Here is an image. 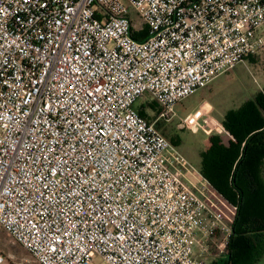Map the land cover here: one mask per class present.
<instances>
[{
	"label": "built area",
	"instance_id": "1",
	"mask_svg": "<svg viewBox=\"0 0 264 264\" xmlns=\"http://www.w3.org/2000/svg\"><path fill=\"white\" fill-rule=\"evenodd\" d=\"M262 48L264 0H0V228L40 264L226 257L237 204L155 120L207 130L175 104Z\"/></svg>",
	"mask_w": 264,
	"mask_h": 264
},
{
	"label": "trees",
	"instance_id": "2",
	"mask_svg": "<svg viewBox=\"0 0 264 264\" xmlns=\"http://www.w3.org/2000/svg\"><path fill=\"white\" fill-rule=\"evenodd\" d=\"M132 36L145 39L146 27L136 28L132 21ZM137 110L148 122L159 112L151 115L144 105ZM222 124L233 139L225 145L219 136L211 135L209 146L200 152L199 168L228 201L237 204L238 211L227 256L208 264H257L264 253V88L228 110Z\"/></svg>",
	"mask_w": 264,
	"mask_h": 264
},
{
	"label": "rangeland",
	"instance_id": "3",
	"mask_svg": "<svg viewBox=\"0 0 264 264\" xmlns=\"http://www.w3.org/2000/svg\"><path fill=\"white\" fill-rule=\"evenodd\" d=\"M130 17L136 28L145 26L137 13L130 11ZM264 88V48L259 49L253 54L246 56L241 62L233 68L217 75L208 85L198 89L193 94L175 104V110L178 116H184L188 112L197 109L203 102L205 108L210 111L208 121H204L207 130L179 128L178 119L169 120L159 119L156 123L157 129L167 138L175 149L179 151L190 163L197 168L200 167V152L209 146V137L218 136L215 129L208 126L211 124V118L215 119L222 126L225 113L230 109L240 107L247 99L253 97L258 91ZM140 105L146 107L149 114L154 115L160 108L149 93H145L140 98L135 107ZM213 126V125H212ZM224 127V126H223ZM227 141V135L224 132L219 134ZM174 139L177 143L172 142ZM233 214L232 217H234ZM0 250L4 254L2 264H40L31 257L30 253L20 243L13 242L10 236L0 228ZM27 260L23 259L28 257ZM95 264H107L104 261L96 259ZM257 264H264V253L259 258Z\"/></svg>",
	"mask_w": 264,
	"mask_h": 264
},
{
	"label": "crops",
	"instance_id": "4",
	"mask_svg": "<svg viewBox=\"0 0 264 264\" xmlns=\"http://www.w3.org/2000/svg\"><path fill=\"white\" fill-rule=\"evenodd\" d=\"M27 258H29V256H28V257H26V258L24 257L23 259L27 260Z\"/></svg>",
	"mask_w": 264,
	"mask_h": 264
}]
</instances>
